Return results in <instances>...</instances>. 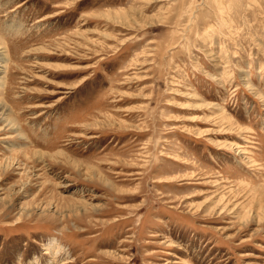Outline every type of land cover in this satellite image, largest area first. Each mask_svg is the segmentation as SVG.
<instances>
[{"label": "rangeland", "instance_id": "rangeland-1", "mask_svg": "<svg viewBox=\"0 0 264 264\" xmlns=\"http://www.w3.org/2000/svg\"><path fill=\"white\" fill-rule=\"evenodd\" d=\"M0 47V264H264V0H0Z\"/></svg>", "mask_w": 264, "mask_h": 264}, {"label": "bare ground", "instance_id": "bare-ground-1", "mask_svg": "<svg viewBox=\"0 0 264 264\" xmlns=\"http://www.w3.org/2000/svg\"><path fill=\"white\" fill-rule=\"evenodd\" d=\"M0 49H1V47H0ZM0 62H1V64H4V63H7V58H6V56H5V54H3V51H0ZM1 64H0V71H1V69H2V66H1ZM8 64V63H7ZM6 65V64H5ZM4 77V76H3ZM8 109H7V107L3 104V103H1L0 102V117H1V120H5L6 119V111H7ZM5 117V118H4ZM10 124H12L11 122H10ZM12 127L13 128H15V129H17V127L13 124L12 125ZM54 244V243H53ZM55 244H56V242H55ZM54 244V247L56 246ZM60 248V247H59ZM61 249V248H60ZM59 249V250H60ZM50 250V249H49ZM62 251V250H61ZM51 252V251H50ZM60 253V252H59Z\"/></svg>", "mask_w": 264, "mask_h": 264}]
</instances>
